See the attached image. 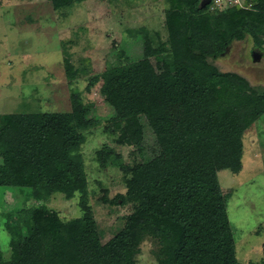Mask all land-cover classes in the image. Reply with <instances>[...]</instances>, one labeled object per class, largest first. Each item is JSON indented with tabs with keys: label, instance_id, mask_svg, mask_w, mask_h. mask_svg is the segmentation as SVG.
Instances as JSON below:
<instances>
[{
	"label": "trees",
	"instance_id": "1",
	"mask_svg": "<svg viewBox=\"0 0 264 264\" xmlns=\"http://www.w3.org/2000/svg\"><path fill=\"white\" fill-rule=\"evenodd\" d=\"M168 1L172 81L153 82L150 43L142 59L104 73L105 98L117 118L107 130L118 134V144L136 148L139 158L125 167L124 198L135 202V209L105 243L82 201V214L74 219L48 210L43 201L53 193L66 199L86 195L82 157L76 153L80 134L55 113L0 115V187L26 189L41 202L26 210L30 235L8 231L10 259L1 264H137L145 236L158 241L161 264H241L213 158L227 146V166L240 169L242 134L264 112V91L259 95L236 74L218 72L206 57L225 54L239 34L263 49L264 0L251 10L233 6L213 14L206 12L209 4L200 6L202 0ZM69 4L55 0L53 6ZM168 102L181 104L178 121L164 114ZM181 139L185 150L173 153V143ZM109 152L112 164H121L113 151L100 157L109 158Z\"/></svg>",
	"mask_w": 264,
	"mask_h": 264
},
{
	"label": "rangeland",
	"instance_id": "2",
	"mask_svg": "<svg viewBox=\"0 0 264 264\" xmlns=\"http://www.w3.org/2000/svg\"><path fill=\"white\" fill-rule=\"evenodd\" d=\"M256 2L252 0L243 9H253ZM54 4L55 0H0V115L55 113L75 127L80 134L76 153L82 157L86 195L66 199L53 193L43 203L61 219L70 220L81 216L82 201L91 209L105 243L136 207L124 198L125 167L139 158L136 148L118 144V134L107 130L117 118L105 98L104 73L142 59L150 43L153 82H171L175 74L165 24L171 6L168 0H70L69 5L55 10ZM228 7L233 6L210 4L206 12ZM253 45L251 38L239 34L225 54L206 59L218 72L236 74L261 95L264 55L253 59ZM259 49L264 52V45ZM163 112L178 121L182 106L168 102ZM172 129L183 135L175 124ZM106 150L118 153L121 164H112L110 152L109 158L100 157ZM184 150L182 139L173 143V153ZM230 161L227 146L213 158L221 190L227 196L236 258L241 264H264V112L243 131L240 169L228 167ZM39 204L26 195V189L0 187V264L10 259L8 231L30 235L26 210ZM159 246L155 238L145 236L135 254L137 264H161Z\"/></svg>",
	"mask_w": 264,
	"mask_h": 264
},
{
	"label": "built area",
	"instance_id": "3",
	"mask_svg": "<svg viewBox=\"0 0 264 264\" xmlns=\"http://www.w3.org/2000/svg\"><path fill=\"white\" fill-rule=\"evenodd\" d=\"M252 0H210V4L217 5H228V6H239L241 8H246V4L250 3Z\"/></svg>",
	"mask_w": 264,
	"mask_h": 264
},
{
	"label": "water",
	"instance_id": "4",
	"mask_svg": "<svg viewBox=\"0 0 264 264\" xmlns=\"http://www.w3.org/2000/svg\"><path fill=\"white\" fill-rule=\"evenodd\" d=\"M210 0H202L200 6H206L209 4ZM261 55H264V52H261L260 49L256 46L253 45L251 48V56L253 59H256L257 57L259 58Z\"/></svg>",
	"mask_w": 264,
	"mask_h": 264
}]
</instances>
